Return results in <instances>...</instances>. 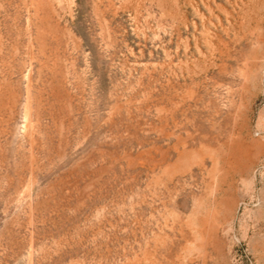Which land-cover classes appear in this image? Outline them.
Listing matches in <instances>:
<instances>
[{"label":"rangeland","instance_id":"rangeland-1","mask_svg":"<svg viewBox=\"0 0 264 264\" xmlns=\"http://www.w3.org/2000/svg\"><path fill=\"white\" fill-rule=\"evenodd\" d=\"M0 264H264V0H0Z\"/></svg>","mask_w":264,"mask_h":264}]
</instances>
